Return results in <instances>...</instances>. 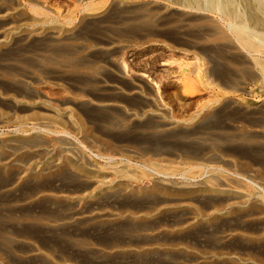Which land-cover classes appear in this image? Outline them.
Wrapping results in <instances>:
<instances>
[{"label": "rangeland", "instance_id": "obj_1", "mask_svg": "<svg viewBox=\"0 0 264 264\" xmlns=\"http://www.w3.org/2000/svg\"><path fill=\"white\" fill-rule=\"evenodd\" d=\"M185 1L0 0V264H264V0Z\"/></svg>", "mask_w": 264, "mask_h": 264}, {"label": "bare ground", "instance_id": "obj_2", "mask_svg": "<svg viewBox=\"0 0 264 264\" xmlns=\"http://www.w3.org/2000/svg\"><path fill=\"white\" fill-rule=\"evenodd\" d=\"M185 4L191 8L196 10H202L203 6H206L208 8H211V4H205L201 2V0H186ZM259 12L261 15L264 16V5H259ZM235 37L238 41H240L242 44H244L246 47L249 48H255L254 44L252 43L253 33L250 31V29H246L242 25H237L235 27ZM264 43V39H263Z\"/></svg>", "mask_w": 264, "mask_h": 264}]
</instances>
